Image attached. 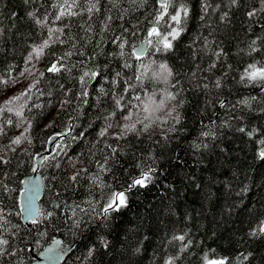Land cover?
<instances>
[{
  "label": "trees",
  "instance_id": "trees-1",
  "mask_svg": "<svg viewBox=\"0 0 264 264\" xmlns=\"http://www.w3.org/2000/svg\"><path fill=\"white\" fill-rule=\"evenodd\" d=\"M63 2L0 0V78L17 81L0 87V103L38 79V74L20 77L19 72L31 46L48 39L49 27L63 28L65 41L50 44L32 62L45 75L24 113L32 120L31 143L25 140L15 152H0L10 161L0 164V238L9 241L0 264H32L55 237L74 244L61 264H166L170 259L172 264H206L220 258H227L226 264H264V234H250L264 221V160L258 156L264 145V83L241 80L249 64L264 66L260 0H172L159 27L170 30V15L183 4L189 9L183 32L171 50L148 45L140 60L132 55L133 46L146 40L162 10L157 0H99V11L91 14L86 11L89 0H77L73 10L79 15L55 21ZM254 9L255 16L249 17ZM29 12L39 19L47 16L45 26L37 25ZM117 37L126 41L123 49ZM52 63L64 67L49 73ZM161 63L173 72L167 84L152 76ZM86 70L99 76L87 85L89 96L82 100L79 77ZM166 92L176 99L165 100V108L155 114L160 119L147 132L116 139L114 128L98 138L102 117L115 108L114 97L123 95L122 103L137 106L130 109L136 112L141 102L135 96L146 100L152 95L159 103ZM64 99L70 103L61 110ZM8 116L18 122L10 113L0 119ZM26 126L5 125L0 146ZM54 136L59 141L39 167L43 192L37 223L25 225L23 180ZM100 164L107 170L101 171ZM148 168L155 169L151 182L127 191L126 207L102 215L108 196L125 191ZM179 235L185 239H174Z\"/></svg>",
  "mask_w": 264,
  "mask_h": 264
},
{
  "label": "snow or ice",
  "instance_id": "snow-or-ice-1",
  "mask_svg": "<svg viewBox=\"0 0 264 264\" xmlns=\"http://www.w3.org/2000/svg\"><path fill=\"white\" fill-rule=\"evenodd\" d=\"M27 2V0H26ZM99 0H95V2H92V0H89L90 6L86 8V11L91 14L93 11H99L97 4ZM157 3L160 6L161 11L157 13L155 16V20L153 21L152 25L147 29V36L146 41L148 45H155L157 48V51H169L173 48V41L177 40V38L181 35L183 32V21L188 17L189 15V9L185 5L181 4L179 8L175 9V14L170 15V21L172 22V25L170 27V30H161L159 27L160 22L165 18L168 14V8L169 3L168 0H157ZM233 4L237 3V0H232ZM260 3L262 6H264V0H260ZM55 6V5H54ZM59 12L55 15V21H61L64 17H74L79 15L77 11H74L73 9L77 7V0H64L63 3H61L59 6ZM205 12L208 10V6L205 5L204 8ZM264 11V7L261 9ZM256 14V10L250 11L247 13L249 17H253ZM29 17H32L35 19V23L40 26H45L46 22L48 21V17L45 16L43 19L35 18V14L32 12L28 13ZM227 13H224V15L221 17V20L226 19ZM112 17H108L107 20H111ZM203 19V17H202ZM107 24H105V28H107ZM4 29L0 28V37L3 36ZM56 33H59V35H55ZM64 34V29L60 27H49L48 28V39H45L41 44L39 45H32L31 51L28 53L27 57L25 58V65L26 67L19 72L20 77H31L38 74V79L33 81L32 83L28 84L27 87L24 88L23 91H20L18 94H12L11 96L7 97L2 103H0V117L6 116V114H11L12 116L18 118V122L14 121L11 116H8L5 119H0V136L7 135L5 131V125L7 126H15L16 128H20L21 125H24L26 123V127L23 128V131L20 132L19 135L13 137L8 145L0 146V152H3L5 150L15 152L17 147L22 145V143L27 140V142L30 144L31 140L28 137V133L30 129L32 128V120L27 119L24 115L25 109L27 107V101L31 99V94L33 92V89L37 87V85L40 83V80L44 77L45 71H41L35 67V65L32 63L33 60L39 61L44 54V50L49 48L50 44L52 43H64L65 41L61 39V37ZM55 38L53 39V37ZM116 39L122 40V38L117 37ZM126 41H123L119 44V47L121 49L124 48ZM144 43L143 41L141 42ZM256 41H253L252 44L255 45ZM252 51H256V48L253 47L251 49ZM123 55V51L120 53ZM66 55H70V53H66ZM132 55L136 57L137 60H140L144 55V48L141 47L139 51L135 49V46H133ZM219 56V53H217ZM63 59V58H61ZM127 66V65H126ZM63 63H52L51 66L46 68V71L49 73L58 72L63 68ZM143 67V66H142ZM211 67H215V63L211 65ZM145 71H147V68H145ZM117 77H119L120 73L116 74ZM99 76V73L93 70H86L82 73V75L79 77V82L81 84V92L79 94V99L85 98L89 96V91L87 88V85L91 83L92 80L97 79ZM153 78L163 81L165 84L168 83L169 79L173 76L172 70L169 68V66L165 63L159 64V70L154 71L152 73ZM142 75H138L136 79L138 81H142ZM247 79L250 82H256L260 81L264 83V66H257L256 64H249L247 68L244 70V74L241 76V80ZM17 81L15 79L10 78L9 80H4L0 78V87L7 86L8 84H15ZM115 85V81H113ZM216 87H220V81L217 80L215 82ZM61 87H63L61 85ZM205 87H208V85H205ZM72 90L69 89L68 92L70 93ZM101 91L103 89L101 88ZM125 91H128L126 88ZM43 95V93H41ZM67 96L68 93H65ZM134 99L137 101H140L141 104L139 106V110L134 112L130 109L133 106L130 103L124 104L122 101L124 100L123 95H119L117 97H114V104L115 108L108 112L107 115H104L102 119L104 120V126L100 129L98 132V138H104L109 135L110 132L114 128L118 129L116 132L113 133L114 137L116 139H121L125 136H127L129 133H145L147 132L152 125L155 123L156 120L160 119L155 114L159 112L160 110L165 108V100H175L176 96L171 92H166L164 99H161L159 103H156V101L153 99L152 95H149L146 100H141L140 96H135ZM23 101V102H21ZM70 103L68 99H64L60 101V109L63 110L64 106ZM84 103H87L86 100H84ZM244 104H248L247 100L242 101ZM34 107H41V105H33ZM223 106V105H222ZM30 111V108L28 109ZM172 111L174 109H170L168 114L171 115ZM143 113V115H141ZM176 123L180 122L179 114H177L174 117ZM123 121V123H120V121ZM137 125H140L141 127L138 128ZM49 125H46L45 127H48ZM171 130V129H170ZM239 131L244 132V128H240ZM210 132H204V136H209ZM249 136H251V132L248 133ZM58 135H64L63 133ZM81 135H84L81 133ZM49 140H52L51 137H49ZM261 143H264V141H261ZM206 146V145H205ZM107 147H111V145H107ZM113 152L116 151V149H112ZM258 156L264 160V149H261L258 152ZM47 159V158H45ZM10 161L6 159L4 156H0V164H8ZM107 163V157L105 158V164ZM105 164H100L99 168L101 171H106ZM36 169L34 168L33 171ZM81 171H86V169H82ZM155 172L154 168H148L146 171H142L138 177H135L132 179L131 183L128 185V188L125 191L120 192H113L111 195L108 196L107 202L103 205H101V214L105 217L108 216L110 212L113 211H119L121 208L127 206V195L126 192L130 191L132 188L135 187H146L148 183L151 182L153 178V173ZM79 176V172L75 173L70 177L72 181H76L77 177ZM98 179V177H97ZM23 191V190H21ZM242 191H247V187L242 189ZM22 211H26L29 215V217L32 220V223H37L36 216L39 215L38 211H34L31 202L27 204V206L22 209ZM53 213H48L47 215H52ZM78 223V222H77ZM257 232L264 234V221H261L260 225L257 229H254L251 235H256ZM174 239H178L180 241H183L185 237L183 235H179L174 237ZM9 241L7 239L0 238V253L5 252L4 245H8ZM105 246L106 243H105ZM185 247L187 245H184ZM61 253H58L59 255ZM244 259H247V256H244ZM227 258H220V259H213L206 261V264H226ZM166 264H172L171 259L166 262Z\"/></svg>",
  "mask_w": 264,
  "mask_h": 264
},
{
  "label": "water",
  "instance_id": "water-1",
  "mask_svg": "<svg viewBox=\"0 0 264 264\" xmlns=\"http://www.w3.org/2000/svg\"><path fill=\"white\" fill-rule=\"evenodd\" d=\"M172 0H168L170 3ZM144 43H139L135 49L139 51L141 47L144 48V55L147 51V41ZM143 55V56H144ZM58 137H52V140H49L47 149L38 153L36 157V170L26 177L23 180V191L20 194V207H21V216L22 221L25 225H29L32 222L26 211H22L29 202H31L34 211L40 212L39 201L42 197L43 192V182L41 175L39 173V167L45 156L50 155L55 145L58 143ZM264 149V145L262 147ZM38 215L35 217L37 219ZM74 244L64 243L60 237H55L50 243H48L39 253L37 258L32 264H61L64 262L66 257L73 251ZM58 253H61L57 255Z\"/></svg>",
  "mask_w": 264,
  "mask_h": 264
}]
</instances>
